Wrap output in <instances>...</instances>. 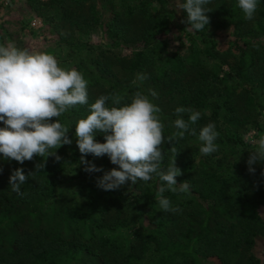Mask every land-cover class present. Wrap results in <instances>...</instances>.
Instances as JSON below:
<instances>
[{"label":"trees","instance_id":"16d2710c","mask_svg":"<svg viewBox=\"0 0 264 264\" xmlns=\"http://www.w3.org/2000/svg\"><path fill=\"white\" fill-rule=\"evenodd\" d=\"M99 1L22 0L35 16L53 18L57 44L67 47L73 67L88 81V103L58 118L70 127L69 138L76 141L72 137L76 122L90 114V105L100 95L118 94L122 103H130L138 90L132 81L139 73L147 76L140 90L157 93L151 99L161 109L165 138L177 131V107L196 111L208 107L209 112H200L192 126L197 133L213 122L219 140L242 145L241 135L260 116L264 118V0H258L252 20L245 18L238 0H211L206 6L212 10L206 13L207 27L232 28L233 39L224 50L207 28L189 30L187 13L173 6L184 0H137L134 5L103 0L111 11L104 22ZM175 17L180 30L191 37L189 43L180 40L170 48L159 33ZM95 27L103 29L113 46L124 45L128 51L119 53L78 38L82 30ZM192 137L186 133L183 139L162 146L161 169L166 170L174 159L182 172L177 184H190L186 193H164L172 207L181 209L176 213L160 209L158 188L164 182L155 174L147 182H127L132 186L130 194L124 188L99 195L88 191L85 201H78L66 191L49 213L45 207L58 187L54 179L68 162H76L85 176L96 175L84 171L79 150L69 156L66 145L61 146L56 150L60 160L49 156L42 170H35L40 157L23 164L5 160L6 168L0 171V264H206L208 258L218 264H264V248L261 255L256 252L258 239L264 237V162L254 164L255 173L250 174L246 161L253 149L245 145L234 154L224 152L216 161L208 155L194 162ZM95 139L104 142L99 132ZM93 157L89 154L85 159L93 163ZM16 168L25 175L34 171L21 185L23 196L9 185ZM105 228L131 231L129 242L116 241Z\"/></svg>","mask_w":264,"mask_h":264},{"label":"clouds","instance_id":"9594fccd","mask_svg":"<svg viewBox=\"0 0 264 264\" xmlns=\"http://www.w3.org/2000/svg\"><path fill=\"white\" fill-rule=\"evenodd\" d=\"M211 0H184L179 5L187 13V25L191 31H204L209 25L206 13L212 11L206 6ZM258 6V0H238V7L245 18L252 20ZM183 22V21H182ZM147 79L145 74H137L132 81L138 90L130 103H122L118 94L100 95L90 105V114L75 124V139L81 154L80 164L88 173L103 172L97 177L96 186L104 191L119 189L127 182L135 184L138 180L147 182L155 174L164 182L158 188V203L164 212L176 213L179 208L172 207L171 201L164 196L165 191L188 192L189 181L177 184L176 177L182 175L173 159L166 170L161 169L164 160L162 146L172 143L185 134L197 136L202 142L199 151L208 156L218 151L216 140L219 133L213 122L197 129L192 127L201 117L199 111L177 107L174 121L176 132L165 138L164 124L161 122V109L153 103L157 93L148 89L140 90V84ZM88 81L76 68L61 67L52 54L43 51L18 48L14 42L0 43V155L3 159L15 160L23 164L34 157L41 162L35 170L45 167V160L60 157L56 150L63 145H71L72 139L67 133L70 127L59 121V117L76 105L88 103ZM111 101V106L108 102ZM188 113L187 120L184 114ZM52 118H56L53 121ZM104 136V142H97V133ZM255 149L246 161L248 172L255 173L254 164L264 162V135L253 140ZM55 151H50V150ZM170 150L175 152L173 146ZM177 153V152H176ZM107 155L113 165L109 171H103L94 163L85 159ZM34 171L25 175L22 168H16L9 176L12 192L23 196L21 185L27 182ZM264 176V171L261 172Z\"/></svg>","mask_w":264,"mask_h":264},{"label":"rangeland","instance_id":"374dc122","mask_svg":"<svg viewBox=\"0 0 264 264\" xmlns=\"http://www.w3.org/2000/svg\"><path fill=\"white\" fill-rule=\"evenodd\" d=\"M125 1L129 5H134L137 0H119ZM173 6L178 11L179 5L174 3ZM98 13L100 20L103 22L108 20L111 16L110 5L107 1L100 0L98 2ZM178 15V13H177ZM52 21L53 18H46L41 16H35L30 13L22 0H0V43L14 42L18 47L28 48L29 50H37L47 52L56 57L59 61L61 67L73 68L70 56L67 54V47L64 45L57 44L56 35L52 33ZM180 23L178 22V17L173 18L172 24L164 32H160V37L167 41L170 48H174L178 45L180 40L189 43L191 35L187 34L184 30H180ZM208 34L216 41L218 47L221 50L227 48L229 42L233 39L232 28H219L214 25L207 27ZM78 38L82 41H86L91 45H103L105 47H112L115 51L119 53H125L128 51L127 47L124 45L113 46L111 41L106 37L103 29L101 27H95L88 31L82 30L77 34ZM199 112H209L208 107H204L199 110ZM222 135V133H221ZM260 135H264V118L260 116L258 121L251 125L246 131L241 135L242 145L248 148L255 149V144L252 143L253 140H258ZM72 137H75L74 132ZM97 142L103 143L101 140H96ZM191 142L196 147V151L193 155L194 162L199 159L204 158L199 151L202 146V142L197 136H193ZM218 145V151L210 154V159L216 161L219 157L224 155V152L235 153L241 149V144L234 145L233 143L222 142L217 138L215 141ZM67 153L72 156L73 151H78L76 141L72 140L71 145H66ZM93 163L97 167H102L103 171H109L112 168H118L117 165H113L109 159L102 157H93ZM5 159L0 158V171L5 169ZM79 165L76 162H68L65 166V171L57 176L54 180L57 183V192L54 198H51L45 209L51 213L56 206L54 201L62 196L66 191L68 193L74 194V199L78 201H85L87 198V193L90 191L94 195H99L104 190L96 186V179L103 175V172H96L95 176H85L80 170ZM120 188H124L126 194H130L132 191V186L124 184ZM103 231L110 237H114L116 241L121 243L129 242V233H119L118 230H108L107 228ZM84 234L88 236V228L84 230ZM264 248V237L258 239V244L256 247V252L261 255ZM206 264H218L215 258L205 259Z\"/></svg>","mask_w":264,"mask_h":264}]
</instances>
